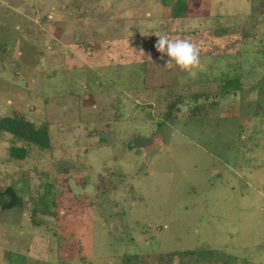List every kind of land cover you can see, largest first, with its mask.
I'll use <instances>...</instances> for the list:
<instances>
[{"label": "rangeland", "instance_id": "1", "mask_svg": "<svg viewBox=\"0 0 264 264\" xmlns=\"http://www.w3.org/2000/svg\"><path fill=\"white\" fill-rule=\"evenodd\" d=\"M182 1L0 0V118L49 137L14 159L0 130V264H264V0Z\"/></svg>", "mask_w": 264, "mask_h": 264}, {"label": "trees", "instance_id": "2", "mask_svg": "<svg viewBox=\"0 0 264 264\" xmlns=\"http://www.w3.org/2000/svg\"><path fill=\"white\" fill-rule=\"evenodd\" d=\"M170 2V1H169ZM169 2H164V5H167ZM185 9V4L182 0H178V4H174L173 6V16L181 15ZM199 111H194L197 114ZM0 130L6 131L10 133L15 140H19L24 142V145L21 146H12L10 147V156L14 159H22L28 153V149L30 146H37L41 149H46L49 147V137L48 131L45 124L34 126L33 123L18 117H2L0 118ZM0 194H9L11 200L7 204L2 205V209L10 208L15 204L16 196L14 195L12 189L10 187H6L4 190L0 191ZM179 252H182L185 255H191L198 259H203L208 262V264H215L220 260L224 259V256H218L216 251H203V250H185V251H172L170 255L175 256L178 255ZM221 257V258H220ZM223 258V259H222ZM128 260V259H126ZM170 261V258L167 260Z\"/></svg>", "mask_w": 264, "mask_h": 264}, {"label": "clouds", "instance_id": "3", "mask_svg": "<svg viewBox=\"0 0 264 264\" xmlns=\"http://www.w3.org/2000/svg\"><path fill=\"white\" fill-rule=\"evenodd\" d=\"M158 39L154 45L156 51L161 54L164 67L177 68L182 72H187L190 77H195L200 64V48L190 39L169 36L163 32H156Z\"/></svg>", "mask_w": 264, "mask_h": 264}, {"label": "water", "instance_id": "4", "mask_svg": "<svg viewBox=\"0 0 264 264\" xmlns=\"http://www.w3.org/2000/svg\"><path fill=\"white\" fill-rule=\"evenodd\" d=\"M160 140H161V137L159 135L134 136L131 139L130 144L133 147H138L140 149H148L154 146ZM10 199H11L10 195L0 194V209H1V206L5 203H8Z\"/></svg>", "mask_w": 264, "mask_h": 264}]
</instances>
